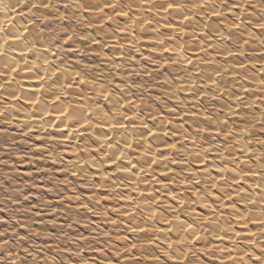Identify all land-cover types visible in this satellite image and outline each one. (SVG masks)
<instances>
[{
	"label": "bare ground",
	"instance_id": "bare-ground-1",
	"mask_svg": "<svg viewBox=\"0 0 264 264\" xmlns=\"http://www.w3.org/2000/svg\"><path fill=\"white\" fill-rule=\"evenodd\" d=\"M124 1L126 7L123 9L122 2L118 0H108L107 4L103 2L114 13V23L122 25L119 30H124L123 35L121 34L124 42L120 43L109 37L107 45H110L114 56L110 59L103 55L102 61L107 66H117L120 62L123 44L127 45V48L138 47L135 35H131L132 23L142 25L140 21H143L142 16L147 12L146 15L153 16L170 34L196 40L194 46H197L189 48L191 51L187 53L182 49V43L162 40L155 31L154 24H146L140 27V31L138 30L141 36L144 34L142 37L145 38V42L146 40L153 42L148 43L152 44L151 48L154 50L151 62L161 67L169 61L166 65L167 70L180 73L177 81L168 82L171 89L179 84L182 92L189 95L187 98L191 100L206 95L209 89L218 90L217 81L223 73L229 77L249 74L248 86H240L241 88L237 86L232 94L225 96L226 98L219 103L220 107L237 116L235 110L240 103L245 102L244 104L253 106L254 93L259 92V99H264V82L259 80V72L264 68L263 49H256L254 54L256 57L254 60L261 62V66L254 64L253 61H242V50H225L224 42L227 36L231 37L233 34L219 29L221 23L218 27L213 24L215 21L218 23V20L226 21L230 16L232 21L228 28L233 26L240 29L237 17L243 3L232 1L230 4L232 7L224 9L222 13L215 0ZM65 2L74 6L76 2L80 5L86 3V6L91 4L89 10L86 9L87 16L102 18L101 0H65ZM58 9V5L53 0H0V52L4 53L0 55V121L14 122L22 133L35 132L37 135L53 138L56 144L62 146V151L67 152L68 160L65 163L71 165L72 169L74 167L72 172L76 175L80 172L93 177L104 175L100 168L102 162L105 163L106 168L118 170V176L124 181L123 187L120 188L129 189L133 194L132 201L130 197L120 194L126 199L123 203L124 210H120V213L127 220L131 219V213L135 212V209L144 214L146 221L157 217L158 213L150 203L149 190L146 189L149 182L147 174L151 167L160 168V172L170 174V168L166 167L168 164H176L178 169H182L183 163L186 164L187 161L173 157L172 150L173 154L183 153L185 157L188 154L192 155L196 168L191 169L190 180H194L195 183H187L178 174L169 175L168 182L159 184L158 189L165 192L167 185L171 184L178 185L179 189L174 194L168 191L165 201L172 200L170 203H173L174 207L171 209L181 208L189 211V198L183 197L181 191L183 189L187 192L194 191L192 186L196 183H198L196 186H204L210 193L208 198H212L218 206L224 207L233 217L232 223L235 225L233 229L226 226L223 220H218L219 218L215 221L216 217L214 219L213 217L218 215L213 214V205L201 197L194 199L200 206L199 220L208 219L206 225L211 233L208 235L214 237L213 246L219 251L221 261L223 260L224 264H264V153H260L258 149L255 151V144H252L253 139L247 136V130L244 127L227 130L228 126L223 123L224 121L206 115L201 110H194L187 113L191 131L180 126L178 128L174 126L168 131V127H165L166 119L153 111L146 114L144 105H141V109L145 110V113L141 112L139 100L130 95L128 89L122 86V91L120 88L117 89L119 92L113 93L105 84L84 76L77 68L68 64L67 58L74 57L78 50L71 41L66 48L64 47V42L71 39L72 33L70 35L69 31L66 33L61 30L55 33L54 30H50L53 20L61 15L60 12L62 13ZM127 9L137 16L140 15L141 20L129 17ZM207 19H211L209 24L211 33L206 35L199 23ZM97 20V23L101 22ZM260 21L264 22V18ZM231 31L234 33L235 30ZM248 35H250L247 39L248 43L252 46L256 42L255 35L250 33ZM201 38H205L204 45H200ZM215 54L218 58H223L217 60ZM227 58H232L235 65H223V61ZM169 97L178 99L171 95ZM187 101L189 102L188 99ZM251 112L253 114V110ZM169 114L171 117L175 115L179 118L177 116L182 112L172 114L169 112ZM145 117L148 120H145ZM237 118L241 122L253 124V116ZM192 128L210 131L209 136L216 138L218 142L225 139L231 146L229 152L223 154L221 149L216 147L205 150L197 145ZM221 132L222 138L219 137ZM170 146H173V149ZM78 147L87 151L85 154L83 150L84 157L87 158L81 157L77 152L78 149L80 150ZM51 151H46L48 157ZM204 151L212 155L220 154L223 162L206 160ZM163 167L166 169L163 170ZM105 179V184L111 183L107 178ZM108 187H115V184ZM155 198L157 197H153ZM233 198L245 203L246 208L244 210L234 208L232 202H226ZM249 209L251 210L248 211ZM158 217L160 220L158 223L161 225L153 231L156 230L155 235L159 236L160 245L164 249H169L173 239L194 246L200 242L201 233L196 229L197 227L194 228L191 224L179 220L171 224L162 220L160 214ZM131 222L133 223L130 224L129 229L134 236L143 234L147 230L151 232V229H147L142 223L143 221L142 224L137 221ZM254 231L260 234L259 237ZM231 240L244 243L253 251L232 247L229 244ZM173 258L180 260L183 255L176 254Z\"/></svg>",
	"mask_w": 264,
	"mask_h": 264
},
{
	"label": "rangeland",
	"instance_id": "rangeland-1",
	"mask_svg": "<svg viewBox=\"0 0 264 264\" xmlns=\"http://www.w3.org/2000/svg\"><path fill=\"white\" fill-rule=\"evenodd\" d=\"M53 1L62 13L60 12L61 15L53 20L50 30H54L55 33L59 30L66 33L69 31L68 33L73 35L69 41L64 42V47L66 48V45L71 41L76 45L75 49L78 50L74 57L67 58L66 61L69 65L71 64L70 66L77 68L84 76L105 84L113 93L119 92L118 90L122 86L128 89L130 95L139 100L140 107H138L141 112L145 113L146 110V114H149L150 111H153L166 119L165 127H168V131L172 130L174 126L191 131L187 113L201 110L206 115L224 121L223 123L228 126L227 130L244 127L247 130V136L253 139L251 141L252 144H255V151L258 149L260 153H264V130H262L264 127V99H259V92L254 93L253 106L243 102L236 107L237 116L224 111L219 104L227 95L232 94L233 89L237 86H248L250 83L249 74H247L248 76L236 74L229 77L223 73L217 81L218 90L209 89L206 95L190 100L187 98L189 95L182 92L179 84L174 89L170 88L168 82L177 81L180 73L167 70L166 65L169 61L161 67L157 66L159 64L151 62L154 50L151 48L152 44L148 43L153 42L150 40L145 42V38L142 37L144 34L141 36L138 30L140 31V27H144L146 24H154L155 31L162 40L182 43V49L187 53L191 51L189 48L197 46H194L196 40L170 34L153 16H148L146 15L148 13L145 12L142 16L143 21H140L143 23L142 25L138 26L136 23H132L131 35H135L138 47L136 49L127 48L128 46L123 44L124 49H120L121 51L123 49L119 58L120 62L117 63V66H107L102 61L103 55L110 59L114 56L110 45H107L109 37H113L120 43L124 42V37H122L124 30H119L122 27L120 23H114V13L106 5L108 0H101V4H103L100 9L102 18L87 16L86 11L89 10L88 7H91V4L86 6V3L82 2L83 4L80 5L76 2L74 6L65 0ZM118 1L122 2V9L126 7L124 0ZM232 1L236 0H215V3L224 13V9L232 7L230 5ZM237 2L243 3L237 17L240 29L233 26L228 28L232 21L228 15L229 18H226V21L218 20V23L215 21L213 24L218 27V24L221 23L219 29L233 34L231 37L227 36L226 42H224L225 50H242V61H253L254 64L261 66V62L254 60L256 59L254 54H256V49L264 51V22L260 21L264 18V0H237ZM77 5L79 6L77 7ZM131 10L127 9L128 16L133 17L134 20L135 18L141 20L139 18L141 16H137ZM96 20L101 22L97 23ZM210 20L207 19L199 23L206 35L211 33ZM260 22H262L261 25ZM231 28L235 30L234 33ZM237 29L239 31H236ZM249 33L255 35L256 42L252 46L247 40L250 38ZM204 39H200V45L205 44ZM214 56L217 60L223 58H218L217 54ZM224 64L235 65V61L232 58H227L223 61ZM259 73V80L263 83L264 68L263 70L261 68ZM169 95L178 99H172ZM141 105H144V111H142ZM169 112L171 114L182 112V114L176 118L175 115L171 117ZM248 115L253 116V124L241 122L237 118L243 119V117H249ZM147 117L145 120H148ZM17 128L14 122L0 121V264H224L219 251L215 250L213 246L214 237L208 235L211 234L206 225L208 219L199 220L200 206L194 199L196 197L207 199L213 205V214L218 215L213 219L216 217L215 221H217L219 218L218 220H223L226 226L235 228L231 214L224 207L215 204L212 198H208L210 193L204 186H196L198 183L192 186L194 191L187 192L185 189L181 191L182 195L184 194L183 197L189 198V211L181 208L171 209L174 207V204L170 203L172 200L165 201L167 192L176 193L179 189L178 185H167L165 192L158 189V185L167 183L170 179L169 175L173 174H178L187 183H192L194 180H190L191 169L196 168L192 155L188 154L185 157L183 153L173 154L172 150L173 157L187 160L186 164L183 163L182 169H178L176 164H168L166 167L170 168V174H164V172H160V168L156 167H151L147 174L149 182L146 189L149 190L151 196L150 203L154 211L162 216V220L171 224L176 220L184 221L194 228L197 227L196 229L201 233L200 242L196 246L172 238L169 249H164L160 245L159 236L155 235L156 230L153 231L161 225L158 223L160 222L158 214L152 220L146 221L144 214L137 209L131 213L132 220H127L120 213V210H124L123 203L126 202L123 195L130 197L129 199L132 201L133 194L129 189L120 188L123 187L124 181L118 176V170L106 168L105 163L102 162L100 168L105 173L104 175L93 177L81 172L76 175L72 172L74 167L72 169L71 165L65 163L68 160L67 152L62 151V146L56 144L53 138L37 135L35 132L22 133L21 129ZM205 130L192 128L197 145L205 150L216 147L221 149L223 154L229 152L231 146L225 139L218 142L216 138L209 136L211 135L210 131ZM219 134V137L222 138V132ZM171 147L173 149V146ZM78 150L77 152L83 159L87 158L84 157V153L87 154L85 149ZM46 151H51L49 157ZM205 152L203 154L206 155V160L210 159L215 163L223 162L220 154L212 155ZM50 156H54L53 159ZM166 167H163V170ZM105 178L111 183H106V185ZM113 184L115 187H108ZM119 190L122 191L119 192ZM121 193L123 195H120ZM153 197L157 198L153 199ZM229 201L232 202L234 208L241 210L246 208V204L240 200L233 198L226 202ZM131 221L139 223L143 221L142 223L146 225L147 229L150 228L151 232L147 230L143 234L134 236L129 229L130 224L133 223ZM254 233L259 237L258 232L254 231ZM258 239L262 240V238ZM229 244L232 247L253 251L252 248H247L244 243L236 240H231ZM176 254L183 255V258L180 260L173 258Z\"/></svg>",
	"mask_w": 264,
	"mask_h": 264
},
{
	"label": "snow or ice",
	"instance_id": "snow-or-ice-1",
	"mask_svg": "<svg viewBox=\"0 0 264 264\" xmlns=\"http://www.w3.org/2000/svg\"><path fill=\"white\" fill-rule=\"evenodd\" d=\"M0 55H4V53L3 52H0Z\"/></svg>",
	"mask_w": 264,
	"mask_h": 264
}]
</instances>
